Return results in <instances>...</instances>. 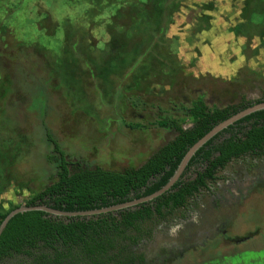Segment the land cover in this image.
<instances>
[{"label": "rangeland", "instance_id": "374dc122", "mask_svg": "<svg viewBox=\"0 0 264 264\" xmlns=\"http://www.w3.org/2000/svg\"><path fill=\"white\" fill-rule=\"evenodd\" d=\"M1 1L9 7L17 2ZM39 1L22 0L21 9L8 12L7 20L0 10L1 212L8 204L24 206L56 180L58 158L46 131L72 163L122 172L138 168L174 139V132L152 126L155 122L175 119L190 128L183 109L199 96L219 109L239 104L242 97L246 102L264 98V44L256 35L264 13L258 5L257 27L239 24L238 31L255 37L246 38L228 33L239 22L234 9L226 10L232 6L229 0H210L218 12L210 16L213 30L207 32L200 26L193 32L189 22L209 0H74L66 6L67 0H53L63 7L45 1L47 6L37 8ZM165 1L172 2L168 10ZM41 11H48V22L42 16L40 26ZM178 28H183L185 49L205 45L180 51L194 63L174 52ZM36 33L50 38L43 41ZM126 124L144 128L131 130ZM207 187L183 209L147 222L150 234L130 246L135 254L130 263L139 258L144 264L159 263L165 250L185 249L190 234L198 236L208 221L237 209L230 229L238 245L216 248L214 240L198 253L185 251L177 264H264V152L231 160ZM243 196L248 197L239 207ZM18 260L23 262L10 258L1 264H21Z\"/></svg>", "mask_w": 264, "mask_h": 264}, {"label": "trees", "instance_id": "16d2710c", "mask_svg": "<svg viewBox=\"0 0 264 264\" xmlns=\"http://www.w3.org/2000/svg\"><path fill=\"white\" fill-rule=\"evenodd\" d=\"M45 1L53 2L51 7L56 6L54 4L58 8L63 7L56 1L43 0L39 1L37 8L43 4L47 6ZM72 1H65V6ZM155 1L152 0V4H156ZM164 5L168 6L166 1ZM21 6L22 0H17L15 7L1 5L2 17L7 20L9 13L20 10ZM157 9L160 11V8ZM159 11L155 9V20L159 18ZM47 12L41 11V16L37 17L39 25L42 16H46L45 21L48 22ZM36 34L43 41L50 38ZM115 49L118 53L121 47ZM115 59L116 56L110 58L111 62ZM262 102L264 98L255 102L243 99L239 104L218 109L210 108L198 99L185 113L191 128L184 130L174 119L155 122L152 126L174 130L177 133L175 139L160 147L138 168L122 172L72 163L60 151L53 135L46 131L47 144L59 156L56 180L28 199L24 206L44 205L57 212L87 213L150 197L168 183L189 148L226 119ZM126 128L135 130L144 127L126 124ZM255 152H264V110L237 120L202 145L173 186L150 202L118 211L70 218L42 211L16 214L0 235V264L10 258L21 259L22 263L18 260L21 264H129L135 257L129 252L130 246L137 245L150 234L145 229L147 222L154 218L164 219L165 215L184 208L190 198L206 188L208 182L215 181L216 172L231 159L255 155ZM19 206L8 204L6 211H0V225Z\"/></svg>", "mask_w": 264, "mask_h": 264}, {"label": "flooded vegetation", "instance_id": "af4514ba", "mask_svg": "<svg viewBox=\"0 0 264 264\" xmlns=\"http://www.w3.org/2000/svg\"><path fill=\"white\" fill-rule=\"evenodd\" d=\"M209 1L205 2V3L202 2L201 3V9H200L201 12L198 13L196 17H192L191 18L189 23H190V26H191V30L193 32H195L198 29L199 26L201 27L200 30H203L205 32H207L209 30H213V28L210 27V21L213 20L210 16H212V14L218 10V8H217L218 6H215V4L212 1H210V2ZM229 1H230L231 5L233 7L230 6L226 10L228 12H231L234 9V12L236 11L237 14L239 15L237 17L239 19V22H237V24L232 26L231 30H229L228 33L231 32L233 34H236V35H239V36H242V37H246V38L247 37L255 38L253 35L250 36L249 34H247L248 31H246V32H243V30L241 32L238 31V28H239V24L247 23V22H249L248 23L249 27H251V28L252 27L253 28L257 27L256 22H255L254 8L258 5L259 8L261 9V10L259 9V11L264 13V0H255L254 3L252 1H250V0H229ZM247 2H249V3H247ZM248 4L252 5V7L248 6ZM165 8H166V10H168L170 8V6H166ZM257 11H258V9H257ZM248 17L251 18V19H249ZM189 23L187 22L186 24L188 25ZM260 25L262 27H261V29H259L260 27L258 29H256V35H258V38L262 39L263 44H264V18H263V23H261ZM181 30H183V28H178V31H179V32H177L178 33V37H175V41L176 40L177 41H176V43L173 44V45H176V47H175L176 50L174 52L177 55H178V53H180V51H184V50L187 51V49H189V51H191V50L193 51L194 49H200L202 46H205L204 43H197V44L191 45L190 47L185 49L184 47H187V46L185 45V42L183 40V34L181 33ZM189 41L192 42L194 40L193 39H189ZM256 48L258 49V47H256ZM257 49H256V51L259 50V49L258 50ZM179 55H180L179 56L180 60H183L185 63L188 61L187 59H189V58L190 59H189L188 63H190V62L194 63L195 62V59L190 57V56H185V57H187V59H185V57H183V55H181V53ZM194 57L196 58L195 55H194ZM196 61H199V63H200V61H202L201 57L196 58ZM207 65L209 66V60H207ZM205 66L206 65H204V67ZM190 69H192V67ZM183 72L185 73V71H183ZM198 99L203 101L202 97L199 96L197 99H195L194 101H192L190 103V106H191L192 103H194ZM242 99H244V98L242 97ZM262 99H260V100H262ZM240 102H241V100H240ZM236 104H238V103H236ZM233 105H235V104H233ZM189 107H184L183 111L186 110V112H187ZM225 107H227V106H225ZM211 108H213V107H211ZM183 129L187 130L189 128H187V129L183 128ZM169 131H172V132H174L177 135V133L174 130H169ZM176 135H175V137H176ZM45 136H46V134H45ZM175 137H174V139H175ZM172 140H170V141H172ZM170 141H168L167 143H169ZM0 143H2V142H0ZM165 144L166 143H164L163 145H165ZM1 149H2V147L0 145V155H1ZM257 154H258V152H255V155H257ZM57 158L59 159L58 155H57ZM231 160H234V159H231ZM222 169H224V168H222ZM222 169H219V170H222ZM0 181H1V179H0ZM2 189H3V191L1 190V187H0V190H1L2 194H4L5 190H4V188H2ZM202 190H208V187L206 186V188L200 189L199 192L202 191ZM255 191H256L255 185L253 184L250 192L254 193ZM199 192L197 194H199ZM2 194H0V195H2ZM197 194H195V195H197ZM247 197L248 196H243L242 199L239 200V202H238L239 203L238 204L239 207H242L243 201H245ZM223 212L219 216L218 220H216L214 222L213 221H210V222L208 221V223L206 222L207 225L204 226V228L206 227V229L203 230V232H200L198 236H193V234H190L189 239H188V241H190V242L188 243V246L185 247V249H182L180 247H177V248L170 247L169 250H165V252L163 253V254H165V256H161L160 261L157 264H177V262L179 263V261H181L183 259L185 251L186 252L188 251L187 254H190L192 252L194 254L198 253L199 250L204 249L205 247H207V244L213 243L214 240H217V245H215L216 248H218L220 246H226V245L231 246V245L237 244L239 242L237 240V238H239V237L236 236V235H233L234 233L232 234V230L230 229L231 228V224L233 222V219L236 217L237 209H235L232 212V214L230 213V214H228L226 216H225V214H223ZM254 236H255V234L251 235L249 237V239L254 238ZM249 239H247V240H249ZM163 254H161V255H163ZM144 263H145L144 258H142V259L139 258V260L135 261L134 263H130V264H144ZM153 263L154 262H152V264ZM191 263L192 262H190L188 264H191Z\"/></svg>", "mask_w": 264, "mask_h": 264}, {"label": "water", "instance_id": "95a60500", "mask_svg": "<svg viewBox=\"0 0 264 264\" xmlns=\"http://www.w3.org/2000/svg\"><path fill=\"white\" fill-rule=\"evenodd\" d=\"M264 110V102L259 103V104H255L252 107L247 108L246 110H242L239 111L237 114L231 116L230 118L226 119L225 121H223L222 123H220L219 125H217L215 128H213V130H211L210 132H208L203 138H201L196 144H194L191 148H189V150L187 151V153L185 154L184 158L182 159L181 163L178 166V169L176 170L175 174H173V176L169 179L168 183L162 187L161 190H159L158 192H156L155 194H153L150 197H145L130 203H126V204H122L119 206H113L107 209H102L99 211H93V212H76V213H63V212H57V211H53L52 209H49L48 207L44 206V205H40V206H35V207H25V206H19L18 208H16L15 210L11 211L3 220L2 224L0 225V235L2 233V231L4 230V228L7 226L8 222L16 215L19 213H26V212H31V211H42L48 214H52L53 216L56 217H65V218H69V217H76V216H91L94 214H99V213H105L108 211H118L121 209H126V208H130L133 207L137 204L140 203H144V202H150L152 200H154L155 198L161 196L162 194H164L166 191H168L173 184L178 180V178L181 176V174H183L185 168L187 167L190 159L192 158V156L195 154V152L202 146L204 145L206 142H208L211 138L215 137L217 134H219L220 132H222L224 129H226L227 127H229L230 125H232L234 122H236L237 120L241 119V118H245L246 116H249L253 113L259 112Z\"/></svg>", "mask_w": 264, "mask_h": 264}, {"label": "crops", "instance_id": "0c3cea01", "mask_svg": "<svg viewBox=\"0 0 264 264\" xmlns=\"http://www.w3.org/2000/svg\"><path fill=\"white\" fill-rule=\"evenodd\" d=\"M259 36H260V35H259ZM256 39H257V38H256ZM247 40H248V39H247ZM258 40L260 41V40H262V39L258 38ZM245 41H246V40H244V48L247 47ZM250 41H251V40H249L248 42H250ZM251 42H252V41H251ZM251 42H250V43H251ZM253 42H254V41H253ZM253 42H252V44H253ZM260 45H261V44H260ZM261 46H262V45H261ZM256 47H257V46H255V47L250 46V47H248V48L251 49V50H253V51H256V49H257ZM260 49L264 50V47L262 46ZM260 49H259V50H260ZM260 51H261V50H260ZM215 59H216V57L213 56V60H215Z\"/></svg>", "mask_w": 264, "mask_h": 264}]
</instances>
